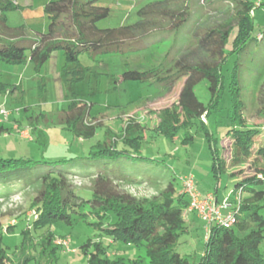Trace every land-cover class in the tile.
Returning <instances> with one entry per match:
<instances>
[{"label":"rangeland","instance_id":"obj_1","mask_svg":"<svg viewBox=\"0 0 264 264\" xmlns=\"http://www.w3.org/2000/svg\"><path fill=\"white\" fill-rule=\"evenodd\" d=\"M6 1L0 0V4ZM48 1L33 0L30 5L22 3L23 6L1 11L0 35L9 39L37 38L48 26L44 11ZM149 1L153 0H100L98 4L109 7L110 14L97 25L107 28L133 24L139 20L138 9ZM243 1L172 0L171 7L189 10L192 14L191 33L188 27L182 33L163 35L165 40L160 44L125 53L84 52L79 56L83 71L76 73H64L66 61L61 50L53 52L40 70L29 59L23 63L0 60V111L10 112L9 116L0 114V124L9 128L0 135V159L63 161L74 158L58 165V169L79 175V178L69 177L68 180L83 200L77 211L72 212V223L59 221L35 227L33 217L39 213L33 202L42 183L14 186L12 176L0 177V239L10 260L7 264H89L90 254L98 242H102L106 256L111 259L141 260L143 264H151L144 245L113 240L104 228L113 227L117 216L107 213L101 218L98 209H93L89 202L93 199L95 179L88 177L104 167H122L135 177L145 175L142 183L113 181L109 184L114 192L129 194L138 200H159L169 182L177 192H185L183 179L190 175L203 195L216 189L222 199L232 194L236 177L231 173L237 168L219 173L214 166L215 152L225 153L229 145L224 146L225 138L235 121L237 107L229 85L231 71L237 61L244 119L249 125H264V38L232 54L223 65L224 84L217 106L211 108L208 120L203 117L206 127L197 123L188 130L180 129L173 137L154 129L161 121V113L178 104L184 78L163 82L176 73V62L184 58L197 62L219 60L210 50L197 47L195 32L234 26L240 18ZM253 1L260 4L262 0ZM254 19V34H264V4L256 5ZM153 41H143L141 46ZM29 53L26 50V55ZM157 67L160 68L158 78L148 81L122 78L126 70ZM195 93L204 104L211 101L206 79L195 86ZM74 98L86 103L91 114L86 117L87 122H101L92 138H77L67 128L69 103ZM135 124L144 136L140 153L147 159H122L104 164L89 158L93 146L104 141L105 128L121 138L126 127ZM24 129H29L31 138L21 135ZM262 203L264 216V200ZM193 217L191 220L185 213L187 230L179 236L176 251L185 255L191 264H198L206 251L209 232L206 220ZM47 232L54 235L53 243L43 239ZM63 241H68L69 245ZM260 250L264 253V241Z\"/></svg>","mask_w":264,"mask_h":264},{"label":"trees","instance_id":"obj_2","mask_svg":"<svg viewBox=\"0 0 264 264\" xmlns=\"http://www.w3.org/2000/svg\"><path fill=\"white\" fill-rule=\"evenodd\" d=\"M99 1L49 0L44 8L48 17L47 29L38 38L9 39L0 35V60L23 63L29 59L40 70L53 52L61 50L66 61L64 73H76L78 70L83 71L79 66V56L84 52L125 53L145 48L147 45L160 44L165 40L163 35L180 33L188 27L191 33L192 26L189 24L192 14L189 10L171 7L172 0L149 1L138 9L139 20L133 24L100 28L97 23L109 16L110 8L99 5ZM263 4L264 0L260 4L253 0H244L240 3V18L234 26L195 32L197 47L210 50L219 60L197 62L184 58L176 62V73L163 82L184 78L178 104L161 113V121L154 131L173 137L180 129L188 130L197 123L206 127L203 117L208 120L211 108L217 106L224 84L223 65L232 54L241 52L252 41H261L264 38L261 32L257 36L254 34V9L256 5ZM13 7L15 5L7 0L0 4V12ZM150 39L154 41L141 46L143 41ZM26 50L30 51L29 55H26ZM72 65L74 66L71 67ZM239 68L236 61L229 82L237 107L234 126L225 138L224 146L229 144L225 147V153L215 152L214 166L219 173L237 168L231 175L236 177L233 192L241 191L240 209L236 224L230 228L214 223L206 225L209 232L206 251L198 264H264V253L260 250L264 241V216L261 214L264 200V125H249L244 119L245 105L241 98ZM159 72L158 67L151 70L130 69L123 72L122 78L148 81L158 78ZM205 79L211 93L208 104L199 100L195 93V86ZM69 106L67 128L77 138H92L101 127V122L86 121V117L91 114L84 101L74 98ZM8 130L4 124H0V135ZM143 139L141 129L136 124L128 125L121 138L105 128L104 141L93 146L89 158L104 164L122 159H147L140 153ZM73 159H0V177L12 176L14 186H19V183L22 187L42 183L33 202L39 213L36 218L33 217L35 227L59 221L73 222L72 212L77 211L83 200L76 194L68 178L79 175L58 169V165ZM143 176L145 175L139 174L135 177L122 167H104L88 177L95 179L93 199L89 200L93 209H98L101 218L107 213H113L118 218L113 227L104 230L113 240L123 241L127 245H144L151 264H191L185 255L176 251L179 236L187 230L185 213L197 214L188 211L190 199L185 192H177L174 184L169 182L159 200L146 201L129 194L114 192L109 186L113 181L140 183ZM147 176L156 179L154 176ZM80 216L84 217V214ZM43 239L53 243L54 235L47 232ZM9 261L0 239V264H7ZM89 264L143 262H128L124 258L111 259L106 256L102 242H98L90 254Z\"/></svg>","mask_w":264,"mask_h":264},{"label":"built area","instance_id":"obj_3","mask_svg":"<svg viewBox=\"0 0 264 264\" xmlns=\"http://www.w3.org/2000/svg\"><path fill=\"white\" fill-rule=\"evenodd\" d=\"M0 114L10 115L6 109H2ZM17 128V127H16ZM18 129V128H17ZM21 135L25 138H31L29 129L21 131ZM79 178V177H75ZM185 193L190 199L189 212H196L199 217L206 220L208 226L214 223L219 226L230 228L237 222V212L240 209L241 191L218 200L212 192L203 195L198 191L193 182V176H186L183 179ZM35 218L37 215L34 216ZM208 226H206L208 228ZM63 244H68V241H63ZM60 243V242H59Z\"/></svg>","mask_w":264,"mask_h":264},{"label":"crops","instance_id":"obj_4","mask_svg":"<svg viewBox=\"0 0 264 264\" xmlns=\"http://www.w3.org/2000/svg\"><path fill=\"white\" fill-rule=\"evenodd\" d=\"M10 2H12L15 6H23L22 5V3L23 4H25V5H30V4H32L33 3V0H9ZM45 28V27H44ZM43 28V29H44ZM39 35V34H38ZM20 37H23V36H19V37H12V38H10V39H14V38H20ZM38 38V37H37ZM2 124V123H1ZM14 129H15V127H14ZM212 193H214V195L217 197V199L218 200H221L222 199V197L219 195V193H218V190L216 189V191L215 192H212ZM192 215L194 216L193 218L194 219H197V214H195V213H189V216H190V219L192 220ZM199 217V216H198Z\"/></svg>","mask_w":264,"mask_h":264}]
</instances>
